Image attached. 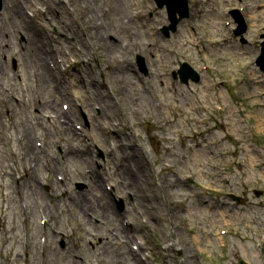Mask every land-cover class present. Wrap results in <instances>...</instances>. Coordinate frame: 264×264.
Segmentation results:
<instances>
[{"label":"rangeland","instance_id":"obj_1","mask_svg":"<svg viewBox=\"0 0 264 264\" xmlns=\"http://www.w3.org/2000/svg\"><path fill=\"white\" fill-rule=\"evenodd\" d=\"M34 1L0 24V264H264V16L244 46L233 0L169 39L154 0Z\"/></svg>","mask_w":264,"mask_h":264},{"label":"water","instance_id":"obj_2","mask_svg":"<svg viewBox=\"0 0 264 264\" xmlns=\"http://www.w3.org/2000/svg\"><path fill=\"white\" fill-rule=\"evenodd\" d=\"M155 1L160 9H164L166 7L168 10L169 18L171 21V27L166 28L164 30V33L167 37H169V32L170 31L176 32L179 23L188 17V0H155ZM177 15H179V19H177ZM140 62L141 64H143V61L141 59ZM259 64L262 67V70L264 71V55L261 58ZM179 74L181 76L182 83L186 85L188 84L189 80H192L193 82L196 83L199 82L198 74L195 71H193L191 67H189L187 64H185L182 67V69L179 71ZM257 257L264 258V243Z\"/></svg>","mask_w":264,"mask_h":264},{"label":"bare ground","instance_id":"obj_3","mask_svg":"<svg viewBox=\"0 0 264 264\" xmlns=\"http://www.w3.org/2000/svg\"><path fill=\"white\" fill-rule=\"evenodd\" d=\"M263 8H264V6H263ZM209 32H210V34L212 35L213 38H216V35H217L216 30H213V29H212V30H210ZM217 43H218V41H217ZM71 133H72V132H71ZM71 133H70V134H71ZM70 134H69V135H70ZM70 136H71V135H70ZM28 153H29V155H36V154H38V153H37L34 149H32V148H29ZM32 182H36V183H37V182H38V181H37V178H36V177H35V178L33 177ZM40 187H41V186H40ZM37 191H38V189H37ZM105 194H107V193H105Z\"/></svg>","mask_w":264,"mask_h":264}]
</instances>
